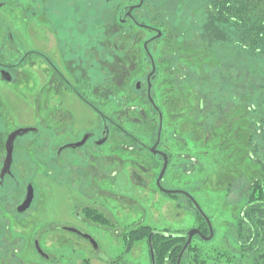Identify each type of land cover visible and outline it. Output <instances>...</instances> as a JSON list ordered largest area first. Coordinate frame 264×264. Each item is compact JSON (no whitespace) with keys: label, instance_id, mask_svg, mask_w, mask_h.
Instances as JSON below:
<instances>
[{"label":"flooded vegetation","instance_id":"af4514ba","mask_svg":"<svg viewBox=\"0 0 264 264\" xmlns=\"http://www.w3.org/2000/svg\"><path fill=\"white\" fill-rule=\"evenodd\" d=\"M147 5L146 0H0V79L9 83L25 82L27 97L32 95L37 98L32 103L38 115L31 126H26L36 130L14 139L9 173L0 178V186L4 188L10 187L9 182L14 186L24 184L22 198L12 207L15 216L11 221L32 209V204L23 212H18L17 207L25 197L27 185L31 184L20 172L21 161L30 159L28 152L35 146L39 161L46 165L48 160L56 165L57 177H62L64 180L61 181L74 187L84 199L74 206L70 217L67 215L63 217L65 219L58 220L55 228L68 238L65 240L71 245L69 252H79L78 244L82 242V252L88 253L81 258V262H71L62 253H46L39 244L40 236L49 231L46 229L40 230L33 238L40 263L31 261L25 255L20 256L17 249L2 250L0 264H90L92 259L104 264H122V256L107 257L97 236L119 240L124 246L121 252L127 253L130 252L126 243L127 233L148 224L140 219L128 223L123 217L115 219L110 210V200L118 204L124 201L116 200L110 193H101L95 183L99 179L110 181L111 175L115 176L117 170L127 166L121 153L125 152L128 139L133 141L131 150L142 152L148 164L152 166L160 162L154 181L158 190L156 180L163 165V154L166 155L167 165L160 185L166 190L176 191H159L166 195L181 194L196 208L185 194L187 192L193 197L187 188H168L163 183L173 157L171 150L175 144H184L185 141L176 136L173 124L167 138L160 133L162 112L172 113L174 108L173 104L167 108L159 105L155 98V82L159 67L174 59H159L158 39L162 33L157 25L144 22L147 20L144 16ZM172 68L166 65L167 75L168 69ZM128 82H131L129 89L132 96L127 94ZM131 90L136 93L132 94ZM143 105L144 111L155 113L159 120L153 140L126 136L127 111L142 112ZM95 114L98 121L92 125L95 119L89 117ZM86 121L90 122V129L80 131L82 127L78 123ZM5 139L0 172L6 153ZM130 163L136 169L135 163ZM137 170L141 172V165L138 164ZM142 171V177H147L144 185H147L148 178L153 176V169L149 166ZM185 172L189 173V167ZM4 182L8 186L3 185ZM35 198L36 194L33 202ZM188 208L191 210V207ZM95 214L102 217L97 219ZM201 216L207 232H203L205 226L201 228L195 222L197 227L193 228H197L202 237L195 234L191 242L195 237L203 241L214 237V227L208 216L213 234L208 240L203 238L208 237L210 232L205 216ZM8 220L0 218V223ZM158 230L152 229L148 233V252H151L149 234L152 232L153 236ZM187 231L180 235L184 238L183 244ZM229 233L235 239L232 231ZM36 242L40 251L36 249ZM150 260L151 264H156L151 255Z\"/></svg>","mask_w":264,"mask_h":264},{"label":"rangeland","instance_id":"374dc122","mask_svg":"<svg viewBox=\"0 0 264 264\" xmlns=\"http://www.w3.org/2000/svg\"><path fill=\"white\" fill-rule=\"evenodd\" d=\"M165 2L166 7L176 14L174 21H179L178 0H165ZM150 7L152 6L147 5L144 16L146 19L151 18L155 21L153 18L155 10ZM154 21L145 20L144 22L155 24ZM155 22L157 23V21ZM161 45H163V41L159 43L158 54ZM228 60L234 61L235 58ZM178 61L183 62L186 68L190 65L187 59ZM214 66L217 67L216 64ZM158 71L159 76L155 82V98L159 105H163L162 108H167L170 104L174 105L175 102L169 103L168 99L164 100L165 92H161V88L167 86L166 65L160 66ZM127 84V94L131 95L129 89L131 82ZM24 89L25 82L23 81L9 83L0 79V163L4 156L3 142L6 134L17 127L31 126L35 122V117L38 116L32 103L37 98L32 95L27 97ZM212 89L211 97L215 98L217 103L221 100L220 97L226 88ZM134 93L136 92L132 91V94ZM165 115L166 120H163L162 129L160 128L161 136L167 138L168 131L171 130L170 127L173 124L174 127L176 126V134H178L176 136L180 137L181 141L184 139L185 143L175 144L176 149L174 147L171 150L173 157L163 178L164 186L187 188L198 202V206L202 208L201 210L209 216L214 227V237L210 241H203L195 237L192 242L190 241L189 245L192 249L188 252H202L205 264H225L222 260L218 262L212 258L217 248L220 247L229 246L232 250L237 251L235 241L229 233L232 231L230 227L233 225V218L243 208L245 191L249 189L246 165L253 166L252 169L258 168L255 154L252 158H248L246 154L248 152L250 154L251 149L255 147L253 139H251L250 145H247V133L253 131L252 122L250 121L248 125L245 119H241L226 126L214 127L215 125L211 124L209 120L208 124L210 125L206 124L208 130H205V134L201 135L196 123L189 122L188 117H184L182 113L175 112L173 114L165 111ZM126 116L127 130L134 132L138 138L143 140L155 139L159 121L155 113L144 111L143 105L142 112L127 111ZM93 117L95 120L92 125L98 121L96 114L90 115L89 118ZM182 123L186 125V131L179 130ZM78 125L82 127L80 131L91 127L90 122L87 123V121L78 123ZM252 136L254 137V134ZM131 144L133 141L128 139L126 150L121 153L126 159L127 166L117 170L115 176L111 175L110 181L99 179L97 184L95 183V186L102 191L101 193L106 195L110 193L116 200L124 201L118 204L115 203L116 201L110 200L112 203L110 210L114 214V218L121 220L123 217L127 223L140 219L148 224L150 230L162 229L179 233H184L196 226L197 219H194L192 210L188 208V206L191 207V204L186 198L181 194L172 198L156 188L154 181L160 169V162L151 166L147 163L142 152L131 150ZM34 148L35 146H32L28 152L30 159L21 161L22 167L20 168V172L32 184L33 199L36 194L34 202L33 199V203L31 202L32 209L26 211L25 214H20L17 220L11 221V218L15 216L12 207L22 198L24 184L19 183L14 186L9 182L10 187L14 186L13 189L0 186V218L9 219L6 223L3 221L4 224L0 223V252L18 249L20 256L25 255L31 261L40 263L33 247V238L40 230L47 229L49 231L39 239L42 249L49 254L62 253L67 260L79 262L83 256L88 255L87 252H82L84 244L79 242V252H69L71 245L67 244L65 240L68 238L56 230L55 224L67 215L70 217L74 206L79 205L84 199L75 191L74 187L62 182L61 180H64L62 177H57L56 165L48 160H46V165L39 161V152H36ZM131 161L135 163L136 169L132 167ZM138 164L141 165V172L137 170ZM149 166L153 169V176L148 178L149 182L144 185L147 177H142L141 174L144 172L142 170L148 169ZM185 167H189L188 174L185 172ZM240 168L241 170L237 172ZM3 185H7V182H4ZM100 236H97L100 238V246L110 259L122 256L124 260L122 264H151L150 253L146 245L147 236L132 244L130 252L127 253L121 252L124 246L119 240H114L110 236ZM15 258L18 259L17 256ZM89 263L104 264L98 259H92ZM164 263L166 262L164 261Z\"/></svg>","mask_w":264,"mask_h":264},{"label":"trees","instance_id":"16d2710c","mask_svg":"<svg viewBox=\"0 0 264 264\" xmlns=\"http://www.w3.org/2000/svg\"><path fill=\"white\" fill-rule=\"evenodd\" d=\"M146 2L154 8L157 23L151 18L147 20L154 21L162 33L158 39L163 41L159 59L175 58L165 62L173 68L167 71V86L161 88L166 95L163 99L175 102L172 113H182L189 122H195L201 135L208 130L206 124L210 125V121L214 127L241 119L248 125L252 122L247 145L253 139L255 147L251 155L246 154L248 158L255 154L258 168L246 165L249 189L231 227L237 251L229 246L215 248L212 259L225 264H264V0H178L179 21H174L176 14L166 7L165 0ZM230 58L235 60L229 61ZM179 59L189 60L188 68ZM220 87L226 90L216 103L211 97L212 88ZM161 120H166L165 112ZM179 130L186 131V125L182 123ZM126 136L137 137L127 129ZM190 206L194 219L199 227L205 226L206 233L202 213L196 205L198 210ZM149 231L148 226H142L127 233V248L148 236ZM163 231L160 229L152 236L154 262L176 264L184 238L177 231ZM190 249L191 245L179 264H205L202 252H188Z\"/></svg>","mask_w":264,"mask_h":264},{"label":"water","instance_id":"95a60500","mask_svg":"<svg viewBox=\"0 0 264 264\" xmlns=\"http://www.w3.org/2000/svg\"><path fill=\"white\" fill-rule=\"evenodd\" d=\"M160 35V33H158V36ZM36 129L33 128V127H18L12 131H10V133L7 135L6 139H5V143H4V147H5V158H4V161H3V165H2V169H1V172H0V178L2 179L3 176L6 174V173H9V168H10V164H11V161H12V151H13V143H14V139L17 137V136H20V135H23L25 133H28L29 131H35ZM153 153H155V151L153 150V148L150 149ZM166 165H167V158H166V155L163 154V165H162V168L160 170V173L158 175V178L156 180V183H157V186L160 190H162L164 193H173L175 192L176 190H166L164 188L161 187L160 185V180L165 172V168H166ZM185 194L191 198V200L194 202V204L197 206V208L199 209V211L205 216V219H206V222L209 226V236L208 237H203L204 239H210L212 237V227H211V224H210V221H209V218L204 214V212L201 210V208L198 206L197 202L195 201V199L189 195L187 192H185ZM32 199H33V187L31 184H28L27 187H26V194H25V197L22 201V203L20 205H18L17 207V210L18 212H23L25 211L31 204L32 202ZM157 232V231H155ZM195 234H200L201 237H202V234L201 232L197 229V228H190L186 235H187V239H186V242L185 244L183 245L181 251L179 252L178 254V258H177V261H176V264H179V261L181 259V256L182 254L184 253L185 249L187 248V246L190 244V241L192 239V237L195 235ZM151 237H152V232L149 234V237H148V242H149V247H150V255H151V258L153 260V247H152V243H151ZM36 244V249L38 251H40V248L39 246L37 245V242L35 243Z\"/></svg>","mask_w":264,"mask_h":264}]
</instances>
